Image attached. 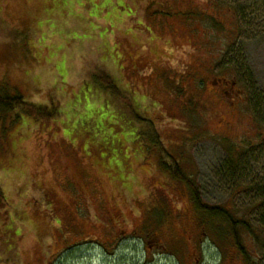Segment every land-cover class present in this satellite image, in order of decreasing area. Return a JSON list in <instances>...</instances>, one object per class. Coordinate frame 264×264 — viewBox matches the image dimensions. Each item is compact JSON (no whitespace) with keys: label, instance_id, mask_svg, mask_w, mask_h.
<instances>
[{"label":"rangeland","instance_id":"1","mask_svg":"<svg viewBox=\"0 0 264 264\" xmlns=\"http://www.w3.org/2000/svg\"><path fill=\"white\" fill-rule=\"evenodd\" d=\"M0 90V264H243L175 163L264 233V0H0Z\"/></svg>","mask_w":264,"mask_h":264},{"label":"trees","instance_id":"2","mask_svg":"<svg viewBox=\"0 0 264 264\" xmlns=\"http://www.w3.org/2000/svg\"><path fill=\"white\" fill-rule=\"evenodd\" d=\"M95 80L102 85L104 90L109 92L112 96H120L119 88L116 82L110 76H100L95 78ZM0 111L1 114L4 112L6 114H11L13 119H19L22 115H28L41 120H54L60 113L56 109H48L42 106L33 105L31 103L25 102V99L21 95H12L9 93H3L0 90ZM167 154V153H166ZM247 152L243 155L246 158ZM169 155V154H168ZM170 156V155H169ZM244 161L241 157L234 158L232 153L230 156L229 165L227 166L231 174L237 176L241 173L242 169L247 165L243 164ZM174 170L168 169L174 179L181 180L186 183L189 188V193L191 194L192 202L197 210L200 211V215L204 218L202 223H206L209 227L216 230L218 238L226 239L233 243L236 251L242 257L243 264H262L264 260V233L258 234L250 224V222L239 219L235 214H232L228 210L221 208H211L209 206H204L202 203L199 191L193 189V182H191L187 177H184L179 169L177 168V163ZM231 167V168H230ZM173 168V167H172ZM259 186L257 192H260L262 197L260 199V207L264 209V182H258ZM193 185V186H192ZM4 199V195L0 191V201ZM203 213V214H202ZM239 219V220H238ZM222 224V228L225 226L224 232H221L219 225ZM244 232L253 239V244L258 247V250H250L247 243V235L244 237ZM258 235V236H257ZM260 248V249H259Z\"/></svg>","mask_w":264,"mask_h":264},{"label":"flooded vegetation","instance_id":"3","mask_svg":"<svg viewBox=\"0 0 264 264\" xmlns=\"http://www.w3.org/2000/svg\"><path fill=\"white\" fill-rule=\"evenodd\" d=\"M235 84H233V86H234Z\"/></svg>","mask_w":264,"mask_h":264}]
</instances>
